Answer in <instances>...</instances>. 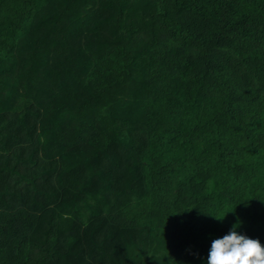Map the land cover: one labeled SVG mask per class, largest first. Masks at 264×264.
<instances>
[{"label":"trees","instance_id":"obj_1","mask_svg":"<svg viewBox=\"0 0 264 264\" xmlns=\"http://www.w3.org/2000/svg\"><path fill=\"white\" fill-rule=\"evenodd\" d=\"M237 220L264 246V0H0V264H203Z\"/></svg>","mask_w":264,"mask_h":264},{"label":"clouds","instance_id":"obj_2","mask_svg":"<svg viewBox=\"0 0 264 264\" xmlns=\"http://www.w3.org/2000/svg\"><path fill=\"white\" fill-rule=\"evenodd\" d=\"M240 225L241 221L237 220L225 235L211 241L203 264H264V246L259 240L238 232Z\"/></svg>","mask_w":264,"mask_h":264}]
</instances>
